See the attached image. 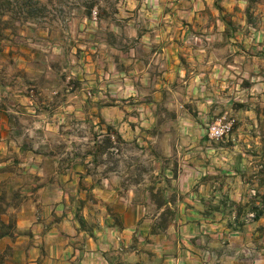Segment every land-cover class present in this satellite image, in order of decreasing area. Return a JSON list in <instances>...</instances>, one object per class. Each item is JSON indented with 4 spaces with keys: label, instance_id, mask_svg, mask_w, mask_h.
Segmentation results:
<instances>
[{
    "label": "crops",
    "instance_id": "crops-1",
    "mask_svg": "<svg viewBox=\"0 0 264 264\" xmlns=\"http://www.w3.org/2000/svg\"><path fill=\"white\" fill-rule=\"evenodd\" d=\"M116 2L0 45L4 263L264 264V0Z\"/></svg>",
    "mask_w": 264,
    "mask_h": 264
},
{
    "label": "rangeland",
    "instance_id": "rangeland-1",
    "mask_svg": "<svg viewBox=\"0 0 264 264\" xmlns=\"http://www.w3.org/2000/svg\"><path fill=\"white\" fill-rule=\"evenodd\" d=\"M92 1H94L96 4V7L92 11L95 12V16L97 14L108 15L107 12L109 14H113L115 11V7L118 4V2H116L117 0H58L57 6L58 3H60L63 5V7L56 6L51 9V11L50 9H48L50 11V14L47 13L46 19H44L43 21L10 22L9 18L6 16L3 19H0L3 20L2 23L0 21V42L9 39V36L13 35L14 37L11 39V42L18 43L20 42V37H18V35L21 32H26L29 35L31 34V38H36L38 35H44L46 33L50 34V32H54V34H56L57 32L65 31L67 28H69L71 19L73 18V16H75V8H84L87 5L86 2ZM0 45H2L4 48L10 44L4 41ZM0 64V77H2L3 74L10 77L23 75V73L13 68L12 62H9L8 59ZM54 64L56 68L59 67L58 63L54 62ZM210 123L211 122H209L207 125H209ZM229 136L227 138H229ZM263 201L264 193L263 196L257 195V193H250L246 198H244L242 204H230L228 207H226L229 211L225 214L228 223L231 224V226L234 228L239 226L238 229H241V227L246 225H251L254 215L253 210L259 211V205H262Z\"/></svg>",
    "mask_w": 264,
    "mask_h": 264
},
{
    "label": "trees",
    "instance_id": "trees-1",
    "mask_svg": "<svg viewBox=\"0 0 264 264\" xmlns=\"http://www.w3.org/2000/svg\"><path fill=\"white\" fill-rule=\"evenodd\" d=\"M55 1V3H54ZM0 0V19L8 17L10 22H26V21H43L46 19L47 13L50 14L51 9L57 6L58 0ZM84 7L85 13L91 15L93 9L96 7L94 1L86 2ZM72 5V4H69ZM57 7H63L58 3ZM50 9V11L48 10ZM62 9V8H61ZM1 23L3 20H0ZM5 202L4 196H0V240L3 237L11 236L13 228L12 219H9L7 223H4L1 219V215L4 214L3 203ZM253 221H257L262 211L253 210ZM237 228V229H236ZM232 228L238 230L239 226ZM6 250L0 252V264H5L4 259L6 256Z\"/></svg>",
    "mask_w": 264,
    "mask_h": 264
},
{
    "label": "built area",
    "instance_id": "built-area-1",
    "mask_svg": "<svg viewBox=\"0 0 264 264\" xmlns=\"http://www.w3.org/2000/svg\"><path fill=\"white\" fill-rule=\"evenodd\" d=\"M95 16V12H92ZM235 120L232 117L222 116L211 121L206 126V136L211 141H221L226 139L232 132Z\"/></svg>",
    "mask_w": 264,
    "mask_h": 264
}]
</instances>
